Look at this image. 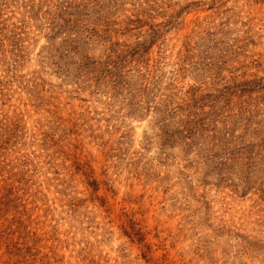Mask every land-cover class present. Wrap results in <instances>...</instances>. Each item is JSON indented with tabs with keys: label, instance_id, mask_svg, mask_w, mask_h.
Segmentation results:
<instances>
[{
	"label": "rangeland",
	"instance_id": "obj_1",
	"mask_svg": "<svg viewBox=\"0 0 264 264\" xmlns=\"http://www.w3.org/2000/svg\"><path fill=\"white\" fill-rule=\"evenodd\" d=\"M0 264H264V0H0Z\"/></svg>",
	"mask_w": 264,
	"mask_h": 264
}]
</instances>
